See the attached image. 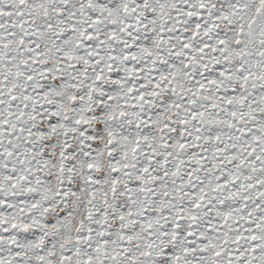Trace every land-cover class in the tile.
Wrapping results in <instances>:
<instances>
[{
	"label": "snow or ice",
	"instance_id": "6c2138e0",
	"mask_svg": "<svg viewBox=\"0 0 264 264\" xmlns=\"http://www.w3.org/2000/svg\"><path fill=\"white\" fill-rule=\"evenodd\" d=\"M0 264H264V0H0Z\"/></svg>",
	"mask_w": 264,
	"mask_h": 264
}]
</instances>
